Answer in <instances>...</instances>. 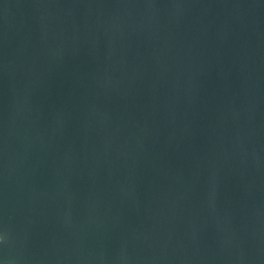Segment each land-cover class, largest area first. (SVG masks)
<instances>
[{"label": "water", "instance_id": "95a60500", "mask_svg": "<svg viewBox=\"0 0 264 264\" xmlns=\"http://www.w3.org/2000/svg\"><path fill=\"white\" fill-rule=\"evenodd\" d=\"M0 264H264V0H0Z\"/></svg>", "mask_w": 264, "mask_h": 264}]
</instances>
